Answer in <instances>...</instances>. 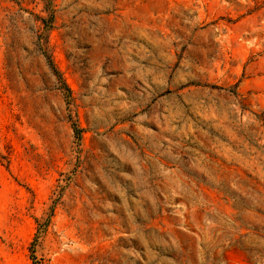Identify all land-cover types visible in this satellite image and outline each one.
<instances>
[{"label":"rangeland","instance_id":"obj_1","mask_svg":"<svg viewBox=\"0 0 264 264\" xmlns=\"http://www.w3.org/2000/svg\"><path fill=\"white\" fill-rule=\"evenodd\" d=\"M0 264H264V0H0Z\"/></svg>","mask_w":264,"mask_h":264}]
</instances>
